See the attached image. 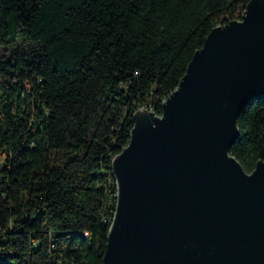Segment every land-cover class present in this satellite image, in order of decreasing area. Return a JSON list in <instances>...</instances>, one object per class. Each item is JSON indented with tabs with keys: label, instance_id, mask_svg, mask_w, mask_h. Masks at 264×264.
<instances>
[{
	"label": "trees",
	"instance_id": "obj_1",
	"mask_svg": "<svg viewBox=\"0 0 264 264\" xmlns=\"http://www.w3.org/2000/svg\"><path fill=\"white\" fill-rule=\"evenodd\" d=\"M250 0H0V264H104L112 161ZM21 39L22 47L13 42ZM231 147L264 159V96Z\"/></svg>",
	"mask_w": 264,
	"mask_h": 264
},
{
	"label": "water",
	"instance_id": "obj_2",
	"mask_svg": "<svg viewBox=\"0 0 264 264\" xmlns=\"http://www.w3.org/2000/svg\"><path fill=\"white\" fill-rule=\"evenodd\" d=\"M263 96L264 0H250L212 28L161 115L136 111L112 161L104 264H264V159L248 172L230 152L241 109Z\"/></svg>",
	"mask_w": 264,
	"mask_h": 264
},
{
	"label": "built area",
	"instance_id": "obj_3",
	"mask_svg": "<svg viewBox=\"0 0 264 264\" xmlns=\"http://www.w3.org/2000/svg\"><path fill=\"white\" fill-rule=\"evenodd\" d=\"M110 182L112 185H115L116 188H117V192H116V195H117V198H118V180H117V177L115 175V173L113 172V169H112V175L110 176Z\"/></svg>",
	"mask_w": 264,
	"mask_h": 264
},
{
	"label": "rangeland",
	"instance_id": "obj_4",
	"mask_svg": "<svg viewBox=\"0 0 264 264\" xmlns=\"http://www.w3.org/2000/svg\"><path fill=\"white\" fill-rule=\"evenodd\" d=\"M22 43L23 42L21 41V39H19V38L16 37V39L13 42V46H14V48H18V47L21 48L22 47ZM140 108H147V109L151 110L150 108L144 107V106L143 107H140Z\"/></svg>",
	"mask_w": 264,
	"mask_h": 264
}]
</instances>
